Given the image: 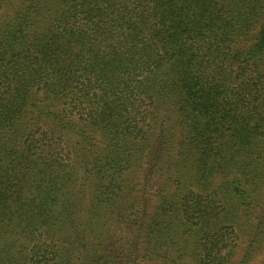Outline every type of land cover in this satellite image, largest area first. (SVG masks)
Returning a JSON list of instances; mask_svg holds the SVG:
<instances>
[{
  "label": "trees",
  "instance_id": "obj_1",
  "mask_svg": "<svg viewBox=\"0 0 264 264\" xmlns=\"http://www.w3.org/2000/svg\"><path fill=\"white\" fill-rule=\"evenodd\" d=\"M263 248L264 0H0V264Z\"/></svg>",
  "mask_w": 264,
  "mask_h": 264
},
{
  "label": "rangeland",
  "instance_id": "obj_2",
  "mask_svg": "<svg viewBox=\"0 0 264 264\" xmlns=\"http://www.w3.org/2000/svg\"><path fill=\"white\" fill-rule=\"evenodd\" d=\"M263 259H264V248L262 251H260V253H258V255L254 258L251 264H261Z\"/></svg>",
  "mask_w": 264,
  "mask_h": 264
}]
</instances>
